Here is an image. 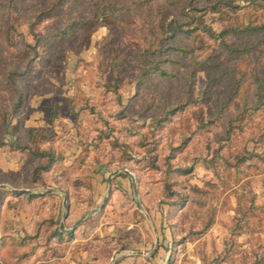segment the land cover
<instances>
[{
  "label": "rangeland",
  "instance_id": "374dc122",
  "mask_svg": "<svg viewBox=\"0 0 264 264\" xmlns=\"http://www.w3.org/2000/svg\"><path fill=\"white\" fill-rule=\"evenodd\" d=\"M114 1L132 6L133 0ZM172 1L153 0L143 11H121L106 22L95 13L100 0H0V185L6 191L49 186L71 192L68 208L58 201L55 204L54 197L38 206L27 204L25 196L0 194V234L3 229L10 233L5 237L15 240L1 247L0 264L8 248V264L23 254L18 264H118L125 258L120 255L126 253L122 248L134 249L142 237L138 226L126 227L145 221L148 210L161 206L167 209L166 222L176 223L172 227L176 245L172 256L160 264H209L224 252L230 236L228 226L236 215L234 191L242 195L244 205L251 199L264 207V165L249 156L256 147L264 149L252 140L258 135L257 128L250 130V123L260 120V115L252 116L249 125L243 131L235 130L229 139L225 131L227 119L243 106L241 91L253 100L259 85L264 99V45L236 62L221 58L223 52H218L215 40L201 36L193 41L178 34L170 43L197 48L179 57L181 65L171 66L164 60L172 56V50L165 48L167 43L161 45L158 56L149 54L147 46H156L160 25L177 15ZM235 3L245 6L247 1ZM242 11L238 9L237 14ZM204 21L217 32L226 25L212 12H206ZM204 41L208 48L201 47ZM142 50L175 72L176 78L142 74L148 63L135 59ZM240 71H244L243 80L237 87ZM228 91L234 98L225 105ZM51 101L61 106L52 122L47 120ZM31 127L49 128L52 140L39 147H50L57 157L39 172L36 168L45 166L48 157L36 158L28 149L12 148L15 142L28 143L26 130ZM183 140L186 143L180 150ZM238 154L248 157L239 170L232 166ZM152 161L158 168H152ZM213 162L225 179L214 174ZM180 168H189V174L176 175ZM125 170L136 177L137 195L132 193L131 178L123 175ZM112 172L116 174L110 179V195L101 207ZM233 172L242 173L238 183L226 174ZM162 173H172L169 179L189 185V190L181 191L200 204L191 202L181 209L184 212L170 217L165 202L169 200L160 195ZM40 183L45 187L40 188ZM194 185L199 190L192 191ZM19 212L25 218H38H18L13 223L10 215ZM84 213L88 216L75 229L73 240L59 244L52 239L43 245L49 226L46 230L40 226L37 234L39 221L58 216L69 228ZM208 220L212 221L209 228L196 236L193 229ZM239 227L247 232L235 236L230 256L219 264L249 261L251 249L264 245V209Z\"/></svg>",
  "mask_w": 264,
  "mask_h": 264
},
{
  "label": "trees",
  "instance_id": "16d2710c",
  "mask_svg": "<svg viewBox=\"0 0 264 264\" xmlns=\"http://www.w3.org/2000/svg\"><path fill=\"white\" fill-rule=\"evenodd\" d=\"M153 0H133L132 6L130 3H124L120 5L116 3L114 0H100V8L97 7L98 10L95 11L97 15V19H101L102 21H109L113 15L118 14L119 12L123 11H130L131 9H139L140 11L144 10V7L147 3L152 2ZM247 4L245 6H240L235 3V0H174L170 2L171 5L175 6V9L178 10V13L175 17L171 18L169 21L165 22L164 25H160L159 27V34L161 38L156 41V46L150 43L147 47L149 48L147 52L151 55L158 56L161 52V45L163 43H167L166 49L169 48L172 50V56L170 58L164 59L166 63H170L171 66L181 65L179 57H185L194 51L197 47L193 45L192 47H184L181 44H173L170 43L169 40L173 39L176 35L186 36L187 38L195 41L196 38L205 36L210 40L216 41V47L218 52H223V57L231 58L236 62H240L241 58H243L247 53L250 51H255L259 48V45H264V0H246ZM200 2H203V5H199ZM160 6V5H159ZM238 9H243V11L237 14ZM206 12L217 13L219 18L226 23L224 29L220 31H215L210 25H208L204 21V15ZM230 12V13H229ZM232 14H236L235 18L232 17ZM179 16H182V20L179 19ZM169 41V43H168ZM159 45V47H157ZM202 48H208L209 45L205 44V41L201 45ZM36 55V53H35ZM135 56V59L139 62H147L148 66L142 71V74L150 73L151 75H160L162 77H166L167 80H172L176 78L175 72H170L167 68L160 65L159 59H152V57L146 56L143 50ZM33 58V57H30ZM163 60V61H164ZM222 61V59H220ZM219 63H215L214 66H218ZM236 64V63H235ZM19 73L20 71H16ZM187 72V71H186ZM234 70L232 69V73ZM20 72L19 74H23ZM244 71H240V75L237 78V87L239 81H242ZM223 71H221L220 76H222ZM175 76V77H174ZM14 90H18V85L11 81ZM16 90V91H17ZM229 90V89H228ZM20 94L19 91H17ZM234 93L228 91V96L225 99V105L234 98ZM262 90L259 85L256 86L255 91L252 93L253 100L249 98V95H246L244 91H241L240 97L242 99V108L237 113V115H231L227 119V125L225 128L227 138H231L235 130L243 131L246 125H249L248 120L252 118V116L258 114L260 115L259 119H254L253 123H250V130L254 127L257 128V137H254L252 140L255 146H264V99H262ZM15 107L18 105V102L15 103ZM60 104L57 101H51L49 103V110L47 114V120L52 122L56 117H58ZM175 108L171 109V112H174ZM27 142L24 145H19V143L12 144L13 149H28L36 158H45L48 157L47 163L45 166L37 167L36 171L39 172L42 169H45L57 161V157L54 155V151L48 148H40L39 145L43 143L50 142L52 140V132L47 129H43L42 127H31L27 130ZM39 142V143H38ZM38 144L36 146V150L33 149L34 144ZM186 140H183L182 143L179 145L180 150L185 146ZM219 156H222L219 154ZM250 157H255L264 165V149L258 150L257 147L249 153ZM236 161L232 166L239 170L241 164L245 162L248 157L245 155H235ZM229 162V161H226ZM230 163V162H229ZM214 162L212 164V170L214 174L220 178L225 179L222 177L220 173L215 171ZM231 164V163H230ZM153 169L158 168L156 162L152 161L151 164ZM178 172L176 175H183L189 174V168H180L177 169ZM216 172V173H215ZM175 174V173H174ZM228 176L232 175L234 183H238L242 173H226ZM39 173L36 177H38ZM163 175V182H162V191L160 193L161 196H166V199L169 201H165L169 209L170 217L176 216L177 211H180L184 206H188L191 202L199 205L200 201L197 200L194 196L190 195V193H183L181 190H189V185H182L179 181H173L169 179L172 173H162ZM247 183V182H245ZM40 188H43V184L40 183ZM174 186H179L175 188ZM46 188V187H45ZM199 187L194 185L192 191L199 190ZM74 191V190H73ZM13 194V196H25L27 197V204L32 202H37L38 206L45 205L47 203V198H53L52 193H43V194H36V193H28L26 191H10L0 188V194ZM68 194V191H66ZM234 196L236 198V215L232 217V224L228 226V230L230 232V236L224 242V252L220 255H215L213 257L212 262L209 264H219L224 262L228 255L230 256V249L236 243L235 236L247 232L246 230L240 229V224H242L245 220L249 219L250 217H254L257 215L258 210L264 209V207H258L252 200L249 199V205H244L242 195L234 191ZM3 202H0V206ZM173 210V211H172ZM176 210V211H175ZM181 212H184L181 210ZM195 222L197 218L194 216L193 218ZM47 223V225H46ZM212 221L208 220L205 221L201 228L193 229V233L196 236H200L204 233L209 226L211 225ZM37 234L39 233L40 226H44L45 230L48 229L49 226V233L45 237H42L44 242L43 245L45 246L50 240H55L59 244L64 243L67 240H73L76 237L74 231L65 233L59 230V220H54L53 217H45L41 221L36 224ZM172 227L176 226L175 221L172 222ZM249 232V230H248ZM251 232V230H250ZM43 234V233H42ZM37 236V235H36ZM186 236V235H185ZM32 236L31 238H34ZM8 237L1 236L0 237V249L1 247L7 244ZM48 241V242H47ZM176 243V239H174ZM182 242V241H181ZM42 245V246H43ZM125 249V248H122ZM262 251V252H258ZM253 258L247 261V258L244 261H241L238 264H264V245L259 246L258 249H251ZM52 253H55V250H52ZM5 255L2 256L3 264H8L11 261H7L6 256L11 254V251L5 249ZM25 254L21 256H15V261H12L13 264H18L17 260H21V257H24Z\"/></svg>",
  "mask_w": 264,
  "mask_h": 264
},
{
  "label": "crops",
  "instance_id": "0c3cea01",
  "mask_svg": "<svg viewBox=\"0 0 264 264\" xmlns=\"http://www.w3.org/2000/svg\"><path fill=\"white\" fill-rule=\"evenodd\" d=\"M123 175H125L124 177L126 179L130 178L126 173H124ZM130 181H131V179H130ZM107 185H108V177H107ZM131 185H132V181H131ZM93 188H94V186H93ZM46 190H49V192H47ZM55 190H57V191H55ZM121 190L124 194H127L126 187L121 188ZM32 193H36V194L52 193L54 195L53 197H54L55 204L58 201L64 207H65L64 198H66L67 208L69 207L68 204H70V201L68 202V199H70V198L67 197L66 191H64L60 188L56 189L54 187L46 186V188L33 191ZM132 193H133V190H132ZM68 194H71V192L69 191ZM156 200L159 201V199H156ZM102 201H103V199H102ZM102 201H101V203H102ZM132 201H136V199L133 198ZM32 203H35V202H32ZM32 203H30V204H32ZM101 203H100V205H101ZM166 206L169 208L168 205H166ZM137 207L138 206L134 203L135 210H137V209L139 210L140 207H138V208ZM134 208H133V210H134ZM156 208H158V207L156 206ZM166 210L167 209H164L163 206H161L160 208H158L156 210H153V209H152V211L148 210V212H147L148 214L144 215L145 221H139V224H137V222H134V223L129 224L126 227V230H128L129 228L131 229V228H134V226H138L139 231H140V235L142 237L139 239L140 240L139 246H136L132 250H129V248H125L124 250H121V251H126V253L125 252L120 253V255L123 257L125 256V258H122V260L119 261L118 264H150L149 262H152L153 264H160V263H165L170 258V256H172V254L175 251L176 243L174 242L173 228L171 225L172 222L170 220H169V222H166V218H164L166 216V212H167ZM41 213H43V211ZM67 214H68V212H67ZM67 214H65V216H64L65 218L68 216ZM34 215H36V214H34ZM36 217H37V215H36ZM36 217L35 216L33 217L32 215H28L25 218V215L23 212L20 213L19 215H16V214L10 215V218L13 220V223H14V221L18 220V218H22L23 220H25V219L34 220V218L36 219ZM53 219L57 220L58 216L57 217L54 216ZM146 221H147V223H146ZM61 222H63L64 224L66 223L64 219H59V230H60V223ZM64 228H66V225H64ZM7 234H10V233L6 232L2 229V233L0 234V237L5 236ZM12 242L14 243L15 240L8 238L7 243L13 244ZM21 242H22V240L19 241V244H21ZM169 243H170V249L167 248ZM128 251H131V252L129 253ZM117 252H118V250H117ZM147 260H149V261H147Z\"/></svg>",
  "mask_w": 264,
  "mask_h": 264
},
{
  "label": "water",
  "instance_id": "95a60500",
  "mask_svg": "<svg viewBox=\"0 0 264 264\" xmlns=\"http://www.w3.org/2000/svg\"><path fill=\"white\" fill-rule=\"evenodd\" d=\"M125 173L131 178V181H132V190H133V194L134 195H137L138 194V191H137V181H136V177L134 176V174L131 172V171H129V170H125ZM116 174V172H112V173H110V176L108 177V189H107V193H106V195L104 196V198H103V201H102V203H101V207H103L105 204H106V201H107V199H108V197H109V195H110V191H111V186H110V179H111V177L113 176V175H115ZM4 184H1L0 185V188H4ZM24 191H27V192H33V191H31V190H24ZM47 192H49V190H46ZM55 191H57V190H55ZM64 204H65V207H67V205H66V198H64ZM67 212H68V209L66 208V214H67ZM88 215L86 214V213H84L80 218H78L74 223H73V225L70 227V228H64V223L63 222H61L60 223V230L62 231V232H65V233H69V232H72V231H74L76 228H77V226L87 217ZM129 253L131 252V251H128Z\"/></svg>",
  "mask_w": 264,
  "mask_h": 264
}]
</instances>
